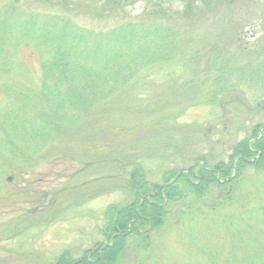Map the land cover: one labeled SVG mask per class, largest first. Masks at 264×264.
<instances>
[{"label": "rangeland", "instance_id": "1", "mask_svg": "<svg viewBox=\"0 0 264 264\" xmlns=\"http://www.w3.org/2000/svg\"><path fill=\"white\" fill-rule=\"evenodd\" d=\"M24 3L0 0L4 23L39 14L27 32L0 31V56L9 57H0V264H56L62 255L74 264L110 242L107 209L130 203L132 181L163 186L195 165L228 163L254 127L264 131V0L211 3L190 16L165 1L163 17L148 14L157 1L130 4L118 18L162 19L177 30L176 49L151 58V39L138 41L128 52L135 58L111 60L108 96L55 133L34 119L47 111L38 56L30 47L15 53V44L32 45L40 13L56 10ZM87 21L79 24L96 27ZM13 109L25 115L24 135L4 118ZM182 182L177 196L156 201L157 225L130 227L104 264H264V167L241 169L227 193L222 182H207L201 195Z\"/></svg>", "mask_w": 264, "mask_h": 264}, {"label": "trees", "instance_id": "2", "mask_svg": "<svg viewBox=\"0 0 264 264\" xmlns=\"http://www.w3.org/2000/svg\"><path fill=\"white\" fill-rule=\"evenodd\" d=\"M9 1L15 4L24 1L26 5L42 3V5L56 10L48 11L45 14L40 13L44 20L39 28L38 36L34 37L28 34L33 39L32 45H29L28 41L15 44V53L20 52L22 48L30 47L38 56L41 69L40 99L46 103L48 112L39 111L34 119H42L43 124H46L44 125L45 129L48 128L50 131L51 128H54V133L61 126L72 127L75 121L78 122L86 117L87 110L91 106L97 105L108 96L107 93L114 88L108 87L109 79L112 78L107 75L112 70L110 69L111 60L117 57L120 59V55L124 53L128 55V58H135L136 53L128 54V52L132 51V46L137 45L138 41L151 39L150 45L147 49L145 48L147 55L151 58L156 56L169 58L170 51L176 49L177 30L163 22L162 19L152 16V20L147 19L149 22L146 23L144 18L141 21H126L124 18H118L119 14L125 13L130 4L140 0H92L88 4H82L83 0ZM152 1H157V3L155 6L153 4L155 8L148 14L158 12V17H163L167 13L162 7L165 1L167 4L168 2L183 4L184 14L190 16L197 14L200 6L206 7L211 3H232L235 0ZM4 15L8 16V13L6 14L4 11ZM10 15H14V13ZM10 15V20L6 23L0 17V31L3 33L7 31L5 27L12 30L15 25L27 32L36 26L35 22L39 18L38 13ZM19 17L25 19L21 26ZM81 19L88 20L87 22L95 24L96 27L90 28L79 24ZM101 22L104 24L100 25ZM168 50L169 55L167 54ZM0 57H2V61H7L9 58ZM46 112L47 114H45ZM5 113V120L11 121L10 125L21 130L20 134L24 135L22 133L24 129L20 127L27 125L25 115L15 109ZM16 117L20 119L19 123L16 122ZM258 129L259 126L254 127L251 142L244 139L235 144L228 163L218 162L212 167H208V170L204 169L207 167L205 164L204 166L199 165L195 170V176L192 177V181L198 182L197 184L192 185L191 179L188 180L187 176L177 177V174H174L173 179L177 178L174 185L178 181H183L184 186H193L194 193L201 195L205 184L209 181H216V177L219 175L221 180L225 179L223 184L227 185L225 189V193H227L229 185L238 180L241 169L247 166L264 167V131H261L260 134ZM258 152L260 155L255 162H246L249 158L257 156ZM234 159H237L235 162L237 173L233 181L227 180L232 174L231 164ZM174 185L163 188L161 192L159 186L149 187L144 183L137 185L132 181L129 188L130 203L120 208L109 207L107 209V221L110 223L109 228L106 229L107 237L109 238L115 231L116 233L126 231L129 229L127 225L130 222H132L131 227L136 225L138 233L144 230L146 223L148 226H156V219L158 220L160 212H163L160 204H157L156 201L162 199L161 195L168 199L177 196L178 191ZM154 192L156 195L145 199L146 195H152ZM160 202L163 203V200ZM123 242L122 236H118L112 246L104 248L98 246L89 257L85 255L74 264H104L119 251V246L121 247ZM64 257V255L60 256L56 264H63L66 259Z\"/></svg>", "mask_w": 264, "mask_h": 264}, {"label": "flooded vegetation", "instance_id": "3", "mask_svg": "<svg viewBox=\"0 0 264 264\" xmlns=\"http://www.w3.org/2000/svg\"><path fill=\"white\" fill-rule=\"evenodd\" d=\"M192 176H195V174H194V173H189V174L187 175L188 180H190V178H191ZM198 179H199V178H198ZM161 192H162V190H161ZM154 195H156L155 192H154L152 195L148 194V195H146L145 199H149L150 196H154ZM161 197H162V195H161ZM131 224H132V222H130V223L127 225V228L131 227ZM116 230H117V229H116ZM115 233H116V231H115V232L111 235V237H110L112 241H114L119 235H121V234H119V233H116V234H118V236H117ZM112 236H113V237H112Z\"/></svg>", "mask_w": 264, "mask_h": 264}]
</instances>
